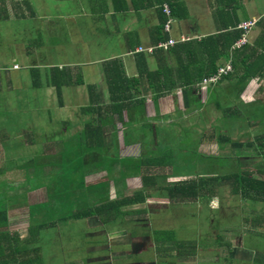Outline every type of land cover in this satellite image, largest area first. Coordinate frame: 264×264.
<instances>
[{"label": "crops", "instance_id": "crops-1", "mask_svg": "<svg viewBox=\"0 0 264 264\" xmlns=\"http://www.w3.org/2000/svg\"><path fill=\"white\" fill-rule=\"evenodd\" d=\"M161 1L0 0L2 113H6V109H11L16 102L39 104L31 102L26 92L29 89L28 83L32 81L30 86L33 90L45 89L47 98L57 99L58 109L73 107L82 126L75 125L71 130L75 135L86 139L87 144L78 143L77 146L93 148V153L103 154L102 151L108 148L107 153L110 154L118 146L116 139H123L124 134L130 132L136 140L140 137L137 133H142L138 127L144 123H158L159 130H168V117L174 114L175 107L180 111L185 109L182 92L185 87L177 83L165 96L171 95L174 100L170 105L162 103L161 99L165 97L154 101L153 88H170L176 79L194 77L204 67L203 58L199 56L198 62L181 66V63L187 62L186 51H172L173 47L164 51L155 49L151 53H138L135 50L138 47L147 50L155 48L162 39H171L178 45L217 34L218 25L223 23L218 16V10L222 8L223 3L222 0H165L164 4L177 6V18H174L170 32H160L165 16L161 10ZM224 2L230 9L236 7L238 24L264 16V0ZM252 31L255 35L252 39L249 35L251 43L260 33L257 26ZM191 47L194 48L193 44ZM180 57L183 59L180 60ZM31 58H39L40 62L30 63ZM15 65L18 66L17 69H13ZM185 67L189 68L191 76L184 70ZM160 68L166 71L167 78L161 76L154 84L147 80L149 75L156 73ZM20 69L29 70L31 79L21 77L17 73ZM120 72L130 80L129 84H125V87H130L126 94L137 96L140 93L141 97L145 98V120L140 119L138 106L124 110L122 117L114 114V101L107 84L115 81ZM178 72L182 74L178 75ZM138 81H141L140 86ZM14 83L20 84V87L14 86ZM195 86L192 85V88ZM189 93L190 91L186 95ZM157 116L159 118L156 119ZM69 122L70 118L58 115V124L69 127ZM117 123L119 126H116ZM19 131L14 133L15 137L19 138L16 145L9 149L7 144L0 146V264H44L41 258L43 248L39 247V233H43L47 227L59 229L64 226V230H72L75 223H84L87 230L90 229L93 234L88 239L90 235L85 232L81 241L83 246L75 250L80 251V256L77 259L70 258L68 262L65 258L75 252L72 251L75 245L74 237H60L58 251L59 257L64 261L62 264H128L127 239L123 229L104 227L106 225H102L97 217L68 220L73 214L82 211L78 203L81 200L85 202L79 191L77 194L76 191L72 192L65 187L66 181L74 179V176L65 178L62 171L58 172L56 196L54 192H46L45 187L39 186L44 184H31V180L36 178L41 170L46 169V165H41L35 160L42 168L35 166L34 159L29 155L33 144H27L28 141L23 143V130ZM151 133L155 135V131ZM68 143L70 141H58L59 151L65 152V145ZM97 143L98 146H95ZM121 146L123 148L118 149L119 153L131 154L139 148L138 145L126 147L123 143ZM43 147L47 149L49 146ZM44 149L39 151L45 154L47 150ZM92 158L93 163L97 165L85 170V181L81 185V188L88 189L89 192L90 185L110 183L114 171L108 170L107 165L106 169H99L100 159ZM97 169L99 170L95 172ZM61 178H64L65 186L60 183ZM96 190H91L89 196L90 199L96 198V205L112 199L97 196ZM70 197H77L78 203L69 201ZM47 214L61 217L66 224L59 225L56 221L53 226L45 225L43 221ZM83 220L85 221L80 222ZM31 228H40L33 238L29 236L32 233ZM250 229L263 235L264 228ZM221 247L229 249V243H222ZM172 250L163 257L151 250L154 258L144 259L143 264H204L207 260L203 257L206 256L214 258L215 261L219 260L217 255L214 257L210 248L200 253L202 258L199 261L195 257L193 260L192 257L175 258ZM242 252L239 247L232 249V259H224L229 258L231 264H242L246 262L244 258L250 260L247 264H264V255L253 258L252 255L249 257ZM145 255H149V252L142 253L141 257ZM255 258L257 263L253 262Z\"/></svg>", "mask_w": 264, "mask_h": 264}, {"label": "rangeland", "instance_id": "rangeland-1", "mask_svg": "<svg viewBox=\"0 0 264 264\" xmlns=\"http://www.w3.org/2000/svg\"><path fill=\"white\" fill-rule=\"evenodd\" d=\"M166 6L171 11L170 6L164 4L163 13ZM165 18L167 22L164 31L170 32L171 26L174 24L172 12L170 17L165 14ZM258 20L241 21L237 25L236 28L241 31V47L244 45L252 47L254 45L256 38L251 43L249 35L251 39L255 35L252 29L256 26ZM245 22L254 24L249 29H244L245 27L242 24ZM168 23L170 24V31H166ZM170 40L161 41L157 47L151 48L152 51L142 47H138L135 51L138 53L142 51L151 53L155 49L164 50L160 45L168 43ZM176 44L177 42L169 48L178 47L184 51L182 45L189 44V42ZM33 61L39 63L40 59L31 58L30 63ZM222 61H218L217 72L214 76L202 78L200 82L194 84L195 87L191 88L189 95H187V100L190 102L188 109L180 111L176 110L177 107H175L174 114L168 117V130H159L158 123L155 125L144 123L141 126V131H147L146 134L151 133L149 131H155V135L154 133L148 135L137 133L140 136L137 139L145 143L146 147L148 146L146 149L142 144V148L138 149L139 158L144 159L147 157L157 162L156 165L159 168L156 172H159L160 176L156 180L159 185L177 180L182 181L181 176L207 178L223 173H235L238 170L251 172L256 178L264 179V160L262 151L259 149L260 143L264 140V126L261 124V117H264V78H247L246 82L240 85L236 84L235 81L221 80L233 72L232 56L230 55L229 59L223 61V63ZM226 63L231 65V71L226 75L218 76L219 68ZM17 68V65L13 67V69ZM17 73L23 78L31 79L29 70L20 69ZM212 78L216 80L211 81ZM31 84L32 81L28 83L29 89L26 90L29 94L28 98L31 102L35 101L39 104L27 105L16 102L11 106V109H6V113H2V110H0V146L7 144L9 149L12 145H16L19 138H16L14 133L23 130L24 138L21 137L23 143L28 141L27 144H33L29 152L31 159L38 160L41 165H46V169L41 170L39 175L31 180V184L35 186L37 182L44 184L45 186H39L45 187L46 192H54V196H56L58 192V172L62 171L65 178L74 176V179L66 181L65 187L72 192L76 191L77 194L79 191V195L85 199V202L81 200L78 203L77 197H70L68 200L80 204L79 208L86 211L87 208L97 202L96 198L90 199L89 197L90 192L95 190V185H90V192L88 189L81 188L82 183L85 181V170L97 165V163H93L91 156L95 151L88 146H77L78 143L81 145L87 144L86 139L75 135L71 130L75 125L82 126L79 124L78 116L73 107L70 106L63 110L58 109L56 98H47L45 89L37 88L33 90ZM107 85L109 88V83ZM14 86L20 87V84L14 83ZM166 95H162L161 98ZM140 98L141 94L139 93L137 98L130 101L136 103ZM161 100L164 105H170L174 101L171 95ZM58 115L70 118L69 127L58 124ZM157 118L159 117L157 116ZM116 126H119V123ZM221 136L227 137L229 142L224 143ZM154 137L158 143L156 147L153 144ZM58 141H70L65 145V152L59 151ZM116 142L118 146L115 148L119 150L123 148L122 143L131 144L122 141V138L119 137ZM42 145L49 147L44 149ZM95 146H98V143ZM41 149L47 150L45 154L39 151ZM153 149H156L154 153L151 152ZM107 151H109L108 148L102 151L104 154L102 157L94 156V158L100 159L98 165L101 167L99 169H106L105 165H107V169L111 171L115 165L112 161L114 158H118L121 162L129 160L128 157L130 156L126 153L117 155L115 153L108 154ZM102 161L104 162L102 163ZM38 163L35 161V166L42 168ZM131 168L130 166V170L126 171L130 176L116 185L115 189L117 190L111 188V183H106L99 185V189L95 191L96 195L101 196L103 199L108 198L110 194L112 196L115 194L116 197L118 190L122 188L121 192L125 195H130L136 190L140 192L139 180L136 179L134 176L136 172ZM161 169H164V172ZM260 172H263V174H260ZM112 177L115 178L114 174ZM60 183L64 184V178L60 179ZM213 189L215 197L208 199V203L206 199H199L196 204L193 203L194 199H186L185 201L189 203L177 201L176 203L173 202L172 205H169L168 200L163 198L146 200L144 205L159 206L160 204L159 209L154 208L155 211L161 213V216L153 226V230H166L171 232L172 235L171 241H168L165 237L162 238V245L171 244V246L163 251L162 249L158 250L159 253L155 252L156 255L163 257L167 255L169 250L173 249L171 253L175 255H181L185 258L192 257V260L195 257L199 261L202 258L200 253L204 249L210 248L214 253V257L217 255L219 260L215 261L214 258L211 259L206 256L203 257L204 260H207L204 264H231L229 260L231 250L238 247L243 251V255L246 253L249 257L251 255L253 258L264 255V232L263 235H260L250 229L259 230L264 228V226H255L264 225L257 218H260V215L264 217V205L241 195H232L229 188L216 186ZM164 193L160 191L156 195L165 196ZM67 217L69 218V214ZM68 220L73 221L71 217ZM56 221L59 222V225L66 224L61 217L49 214L46 215L43 222L45 225H53ZM119 222L115 224L106 223V226L121 228ZM96 225L98 226V223ZM64 229V226L59 229L46 228L43 233H39V247L42 246L43 248L41 258L44 264H62L64 262L59 257L58 251V244L61 243L60 237L73 236L75 245L72 251H75L83 246L81 241L86 231L90 235L88 239L93 234L90 229L87 230L84 223H75L72 230L69 228ZM35 230L36 228L30 229L31 232ZM63 231L65 232L61 233ZM32 234H29V236L31 237ZM178 239L180 240L178 241ZM214 240L219 242H214ZM176 241H178L177 244L173 246ZM222 243H229V249L221 247ZM79 254L80 251H75L68 255L69 257H66L65 261L68 262L70 258L77 259L80 256ZM226 257L229 258L224 259ZM149 258H152V256L145 255L142 260ZM244 259L246 262L242 264L250 262L249 259ZM253 262L257 263L256 258Z\"/></svg>", "mask_w": 264, "mask_h": 264}, {"label": "trees", "instance_id": "trees-1", "mask_svg": "<svg viewBox=\"0 0 264 264\" xmlns=\"http://www.w3.org/2000/svg\"><path fill=\"white\" fill-rule=\"evenodd\" d=\"M163 1L165 0L161 1L162 11L164 5ZM224 1L225 0H222V8L218 10V16L221 21H223L222 25H218V33L202 38L199 41H191L189 44L182 45V49L186 51L187 54V62L186 64L181 63V66H187L193 61L198 62L200 57H202L204 61V69H200L194 77L174 80V83L170 86V88L168 86L154 87V101L162 95L169 94L170 91L176 87V84L179 83L181 86L185 87L184 89L182 88L183 103L184 108L188 109L190 102L187 100L186 94L191 90L192 85L200 82L202 78L214 76L217 72L218 61L228 60L230 55L232 56L233 72L226 77H223L221 80H227L229 82L235 81L236 84L240 85L246 82L245 80L247 78H264V16H262L256 24L260 33L256 38L254 45L252 47L244 45L240 49H236L234 48V44L240 39L241 33V31L236 28L239 22L235 13L236 7L230 9ZM169 6L173 17L177 18V6L174 4H170ZM166 22L167 20L164 16L162 27L159 30L160 32L164 31ZM161 41H166V39H162ZM190 43L193 44L194 48L191 47ZM173 49L172 51H177L179 48L173 47ZM175 53L179 54V52ZM182 59L183 57H180V60ZM184 70H186L188 75L191 76L192 73L189 68L185 67ZM180 74L182 73L178 72V75ZM161 76H163V78H167L168 76L166 71L162 68H160L156 73L149 75L147 80L154 84ZM129 82L130 80L125 78L123 72H120L117 74L116 80L110 82L109 84V89L114 101L112 102V109L115 111L114 114L122 117L124 110L138 106L140 108L139 117L140 119L145 120V98L141 97L136 103L131 102L130 100L137 98L139 95L132 96V93L126 94V92L130 90V87H125V84H129ZM137 84L140 86L141 81H138ZM261 119V124L264 126V117H261ZM143 131L145 132V130ZM210 137L212 138V136ZM221 140L224 143L229 142V139L224 136H221ZM259 149L262 151L264 160V140L260 143ZM128 159L129 160L122 162V169L127 171L130 170V166L132 167L131 169L136 172L135 175L139 176L142 180V190L140 192H135L132 196L121 197L110 204L103 203L96 205L95 203L93 206L86 209V211H80L73 214V220L97 217L102 223H110L111 220L126 215L125 213H122V207L137 203H144L148 197L153 195V191L157 193H159V191L165 192V195H167L172 201H183L186 199L195 200L197 198H201L206 199V202L208 203V199L215 197L213 187L216 186L219 188H229L232 195H241L251 201L264 205V179L256 178L251 172L238 170L239 172L223 173L221 175L207 178L188 177L190 180H182L180 182L159 185L156 180L157 177L160 176V173L156 172L159 166L156 165L157 162H155L154 159H149L147 157L140 159L132 154L128 157ZM161 171L164 172V170ZM260 174H263V172H260ZM63 185L65 186V184ZM257 218L260 219V223H264V217H262V215H260V218ZM37 230L32 231L34 234L31 233L32 235L30 238H33L34 235H36Z\"/></svg>", "mask_w": 264, "mask_h": 264}, {"label": "flooded vegetation", "instance_id": "flooded-vegetation-1", "mask_svg": "<svg viewBox=\"0 0 264 264\" xmlns=\"http://www.w3.org/2000/svg\"><path fill=\"white\" fill-rule=\"evenodd\" d=\"M141 126H139L138 128L141 129ZM142 133L145 134L146 131L145 132L142 131ZM153 140H154L153 144L156 147V145L158 143L155 140V137L153 138ZM122 141H127V142L131 143L130 145H133V146L138 145L140 149L142 148V144H144V147L146 149L148 147V146L146 147L145 143H143L142 141H140L138 139H136V140L133 139V135L131 133L124 134V138L122 139ZM101 143H102V141H101ZM124 145L126 147L129 146L128 143H124ZM111 146L114 147L112 144H111ZM139 148H137V152H134L131 154L136 156V157H139V153H138ZM154 150H156V149H153L151 152L154 153L155 152ZM151 152H149V153H151ZM111 153H115L117 155H124V153H119L118 149L113 150ZM126 154L128 156H131V154H128V153H126ZM95 155L98 157L104 156V154H102V153H93L92 157H94ZM112 161L115 165L111 171L114 170L113 174H114L115 178H113L111 176V179H110L111 184L110 183L109 184L111 185V188L113 190H117V189H115L116 185L118 183H121V181H123L126 177H128L130 175H128L126 173V170L122 169V167H123L122 162L119 161L118 158H114ZM161 170H164V169H161ZM134 176L136 177V179L139 180V184H140L141 190H142V180L140 179L139 176H136V175H134ZM181 177H182L181 180H190L188 177H184V176H181ZM177 178L179 179V177H177ZM174 182H180V180L179 181L177 180ZM166 183H170V182H166ZM136 184L138 185L137 182H136ZM98 186L99 185L95 186V187H97L96 189H99L100 186L99 187ZM127 188H128V186H127ZM122 189L118 190L116 197H115V194H113L114 196H112L110 194L109 197H111L112 199L110 201L106 200L104 202V204H110V203L120 199L121 197L132 196L135 192H138L136 190V191H133L130 195H125L123 192H121ZM152 193H153V195L151 197H148L146 200L154 199V198H160V199L163 198V199L168 200L169 205H172L173 202H175V203L177 202V201H172L166 195H165L166 197L161 196V195H156L157 192H155V191H153ZM199 199H201V198L195 199V201L193 203L196 204ZM146 200H145V202H146ZM145 202L122 207V213H125L126 215L110 221L111 224H115L118 221H120L119 223L122 226L121 229H123V232H125V234H126L127 249H128V264H143L144 261L141 258L142 253L148 251L149 256H152V258H154V255H152L151 250H155L154 251V253H155L158 250L168 249L169 246H171V244L162 245V238L163 237H165L168 241L172 240L171 232L166 231V230H153V226L155 225V223L157 221H159L160 216H161V213L158 211H155L154 208L159 209L160 204H159V206L144 205ZM181 202L189 203V202H186L185 200H183ZM102 225H106V223H102ZM104 227H108V226H104ZM179 240L180 239H178V241ZM178 241H176L173 246H175ZM190 253H191V251H190ZM175 257H178L179 259L185 258L184 256H181V255H175ZM147 260H149V259H147Z\"/></svg>", "mask_w": 264, "mask_h": 264}, {"label": "built area", "instance_id": "built-area-1", "mask_svg": "<svg viewBox=\"0 0 264 264\" xmlns=\"http://www.w3.org/2000/svg\"><path fill=\"white\" fill-rule=\"evenodd\" d=\"M164 13L167 14V17H170L171 11L170 9L166 6ZM254 23L252 22H245L242 25L245 27L244 29H249L251 26H253ZM166 31H170V24L168 23L166 26ZM183 41V40H182ZM176 43V41L170 40L168 43H163L160 45V47H163L164 49H168L170 46L174 45ZM242 44V42H240V40L236 43V46L234 47H240V45ZM152 51V49H151ZM231 71V65L229 63L224 64L223 67L219 68L218 70V76L221 75H226L228 72ZM211 81H215V78L210 79Z\"/></svg>", "mask_w": 264, "mask_h": 264}, {"label": "clouds", "instance_id": "clouds-1", "mask_svg": "<svg viewBox=\"0 0 264 264\" xmlns=\"http://www.w3.org/2000/svg\"><path fill=\"white\" fill-rule=\"evenodd\" d=\"M239 40H240V39H239ZM239 40H238V41H239ZM238 41H237V42H238ZM237 42H235L234 46H236V43H237ZM234 48H236V49H240V48H241V45H240V47H238V48H237V47H234Z\"/></svg>", "mask_w": 264, "mask_h": 264}]
</instances>
